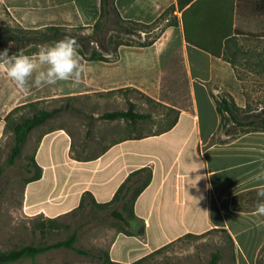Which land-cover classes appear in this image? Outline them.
Segmentation results:
<instances>
[{
	"label": "crops",
	"instance_id": "1",
	"mask_svg": "<svg viewBox=\"0 0 264 264\" xmlns=\"http://www.w3.org/2000/svg\"><path fill=\"white\" fill-rule=\"evenodd\" d=\"M116 5L125 19L147 24L175 6L170 42L161 54L155 44L122 46L110 63L79 57L85 70L62 92L138 90L170 113L160 121L166 128L120 138L89 154L76 153L68 128L47 131L34 151L42 176L26 184L24 208L34 217L60 218L79 210L88 193L108 204L128 178L132 184L151 173L133 203V216H126V231L109 246L112 261L136 262L186 235L223 230L232 238L234 264H264V216L256 212L258 202L247 200L264 187L254 179L264 170V131L219 143L221 117L210 87L224 61L226 76L237 78L232 65L246 56L244 42L264 40V0H192L181 9L178 0H116ZM204 47L218 53L226 47V60Z\"/></svg>",
	"mask_w": 264,
	"mask_h": 264
},
{
	"label": "rangeland",
	"instance_id": "2",
	"mask_svg": "<svg viewBox=\"0 0 264 264\" xmlns=\"http://www.w3.org/2000/svg\"><path fill=\"white\" fill-rule=\"evenodd\" d=\"M176 11L177 8L171 6L150 24H131L129 26L135 31V35H127L110 29L100 31V27L93 29L101 16V0H0V51L8 49L9 55L19 51L31 55L41 45L54 42L30 44L20 50L16 38L29 36L20 29L44 31L47 26L60 25L85 27L81 32L86 35L95 34V38L103 41L110 50L107 53L112 54L110 60H117L116 53L112 52L117 43L139 45L157 40L170 25L176 23ZM103 23L104 21L101 25ZM94 47L102 54L105 53L100 47ZM243 49L246 56L232 65L237 78L230 80L226 76L224 61L216 68L210 85L215 99L231 102L234 115L245 125L240 126L230 116L223 114V124L216 137L219 141L229 140L263 126L248 123L255 122L256 116L264 112V40H248L244 42ZM68 89L70 85L67 81L44 87H36L30 81V91L27 94L23 92L24 97L6 116H0V167L3 170L0 178V251L7 252L27 245H53L76 233L75 248L88 251L90 255L59 248L40 254L35 260L24 258L11 264H137V261L114 262L109 256V246L116 235L120 231H126L124 222L114 218L111 212L115 209L123 211L125 203L117 202L101 207L88 204L89 199H86L79 210L60 218L49 219L43 216L34 217L26 211L23 202L24 190L36 173L33 164L34 151L40 137L47 131L66 127L74 136L76 153H98L120 138L164 130L166 123L160 121L171 115L164 106L152 102L138 90L120 89L108 93L73 96L62 92ZM130 105H133L136 112L149 115L150 119L132 123L125 120L106 121L101 118L109 112L126 111ZM54 109L61 110L46 124L31 132L21 155L11 162L15 143L14 126L25 118ZM131 125L138 129L131 131ZM124 214L129 217L128 210ZM214 255H218L219 264H234L232 242L221 230L184 236L164 249L142 258L144 260L139 264H207ZM134 258L136 255H132L130 260Z\"/></svg>",
	"mask_w": 264,
	"mask_h": 264
},
{
	"label": "trees",
	"instance_id": "3",
	"mask_svg": "<svg viewBox=\"0 0 264 264\" xmlns=\"http://www.w3.org/2000/svg\"><path fill=\"white\" fill-rule=\"evenodd\" d=\"M192 0H178V5L179 8H183L186 4L190 3ZM175 7V6H174ZM102 21H104L103 25H101ZM133 24L132 26H139L142 25L140 22L132 21V20H127L125 19L121 13L119 12L117 5H116V0H101V16L99 20L95 23L93 26V29L96 30L100 29V31H103L104 29H110L113 31H119L123 34H130V35H135L134 30L132 27L129 25ZM176 23L170 25L165 32L155 41L148 43V44H139V45H134L131 43H123L119 42L115 45L113 49V54L116 53L117 55V60L119 58V49L122 46H127V47H148L153 44L156 45L158 53L161 54L168 43L170 42L172 35L174 33ZM44 31H41L42 29H30V30H25L22 28L20 29L22 32H27L29 36H23V37H17L16 40L18 44H20V50H24L26 46L30 44H38V43H50V42H55L58 40L63 39L65 36H72L77 39L79 48L78 52L80 57L83 60L89 61V62H103V63H110L113 60H110V56L112 54H107L110 52L109 49L106 48V45L103 41L100 39L95 38L94 35H86L83 34V29L85 27H67V26H60V25H51L47 26L44 28ZM100 47L102 51L105 53L102 54L99 52L94 46ZM204 50L212 53L214 56L218 58H224L226 60V47L221 49V52L218 53L214 51L211 48H205ZM25 53V52H24ZM27 54V53H25ZM30 55V54H28ZM116 60V61H117ZM24 97V93L20 91L15 83L7 76L6 69L2 66H0V116H6L10 110L14 108L16 103ZM217 110L218 113L220 114L221 121H220V127L218 130V133L222 127L223 124V114H227L230 116V118L236 122L240 126H245L243 123H241L237 117L234 115L233 107L231 105V102H229L226 99H223L221 101H217ZM61 109H54L52 111H43L40 114H35L32 117L25 118L21 122L17 123L14 126V147L12 150V155H11V162H14L15 159H17L21 153L22 149L25 146L29 135L31 134L32 131H34L36 128L46 124L50 119L54 118ZM7 113V114H6ZM102 120H107V121H115V120H125V121H130L132 123H136L140 120H146L148 117L145 114L138 113L134 110L133 105H130L129 109L126 111H115V112H109L104 114L102 117ZM261 124L263 125L261 128L255 129V131H264V112L260 115L256 116V121H251L248 123V125L251 124ZM165 130V129H164ZM254 131V130H251ZM250 131H246L244 133H247ZM243 134V133H242ZM237 137V136H236ZM234 137V138H236ZM234 138H231L226 141H219V143H225L228 142ZM34 166L36 169L35 175L28 181H36L39 180L42 176V170L34 161ZM146 173V170L135 173L134 176L141 174V173ZM3 173L2 168L0 167V178ZM136 179L134 183L131 184L132 177L128 178L127 181L121 186L119 191L116 194V197L111 203L100 205L96 202V200L93 198L91 194H86L83 198L82 204L80 208L83 207L85 204L86 199H89L87 202L88 204H94L98 205L101 207H108L111 205H114L117 202H123L125 205L123 206V211H120L118 209H115L114 211L111 212V215L116 218L117 220H120L126 224H128L126 215L124 214L125 211L128 210L129 217L133 216V203L135 202L137 196L142 192V190L148 185L149 181L151 180V173L148 174V176L143 179ZM141 182L139 186H136ZM251 195V194H250ZM244 196H249L244 195ZM243 196V197H244ZM248 201H251L253 203L258 202V197H249L247 198ZM129 202V203H127ZM223 231V230H221ZM225 232V231H223ZM226 233V232H225ZM227 234V233H226ZM228 235V234H227ZM186 236H195L192 234L186 235ZM229 236V235H228ZM231 242L232 238L229 236ZM77 239V234L74 233L72 236H70L68 239L60 241L58 243H55L53 245H48V246H35V245H27L24 246L20 249H15V250H10L7 252H2L0 251V264H11L18 262L24 258H30L32 260H35V258L43 253H46L52 249H59V248H66V249H72L78 252L79 254L82 255H90L88 251H85L83 249H78L75 248V242ZM165 248V247H164ZM162 248V249H164ZM160 249V250H162ZM144 259L137 261V264L141 263ZM207 264H219V257L218 255H214L210 262Z\"/></svg>",
	"mask_w": 264,
	"mask_h": 264
},
{
	"label": "clouds",
	"instance_id": "4",
	"mask_svg": "<svg viewBox=\"0 0 264 264\" xmlns=\"http://www.w3.org/2000/svg\"><path fill=\"white\" fill-rule=\"evenodd\" d=\"M77 39L65 36L52 44L41 45L37 52L28 55L23 51L9 55V50L0 51V66L6 69L7 76L16 87L27 94L30 81L36 87L56 85L60 81H78L84 72V65L78 52ZM254 179L264 181V170ZM256 212L264 216V187L257 192Z\"/></svg>",
	"mask_w": 264,
	"mask_h": 264
}]
</instances>
